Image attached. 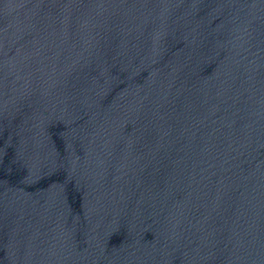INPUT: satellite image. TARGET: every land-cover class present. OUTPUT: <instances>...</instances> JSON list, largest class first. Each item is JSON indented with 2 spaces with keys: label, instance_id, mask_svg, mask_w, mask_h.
Returning a JSON list of instances; mask_svg holds the SVG:
<instances>
[{
  "label": "water",
  "instance_id": "obj_1",
  "mask_svg": "<svg viewBox=\"0 0 264 264\" xmlns=\"http://www.w3.org/2000/svg\"><path fill=\"white\" fill-rule=\"evenodd\" d=\"M0 264H264V0H0Z\"/></svg>",
  "mask_w": 264,
  "mask_h": 264
}]
</instances>
